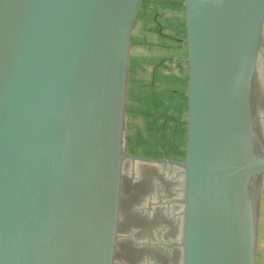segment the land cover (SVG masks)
I'll return each instance as SVG.
<instances>
[{"label": "water", "instance_id": "water-1", "mask_svg": "<svg viewBox=\"0 0 264 264\" xmlns=\"http://www.w3.org/2000/svg\"><path fill=\"white\" fill-rule=\"evenodd\" d=\"M142 0H0V264H115L126 161L183 170L182 264H256L264 0H184L183 159L124 148Z\"/></svg>", "mask_w": 264, "mask_h": 264}, {"label": "crops", "instance_id": "crops-1", "mask_svg": "<svg viewBox=\"0 0 264 264\" xmlns=\"http://www.w3.org/2000/svg\"><path fill=\"white\" fill-rule=\"evenodd\" d=\"M151 2L155 28L158 30L159 38L163 40L160 43L164 46L157 50L153 49V63L157 61L153 66V78L157 83L160 80L166 84L162 89L153 88V117L144 120L143 124L139 122V127L136 128L139 137L143 138V147L151 150H134L130 153L156 159L181 160L185 152L183 142L186 146V127L182 119L187 114L188 90L187 65L183 63L184 57L178 55L179 50L185 48L179 44L183 32L186 35L184 0ZM150 30L153 31L152 27ZM185 56L187 57V54ZM155 90H159L158 93L154 94ZM147 114L152 115V112L147 111ZM157 115L159 120L156 118ZM133 162L136 163L135 169L133 167L132 170L130 167L123 172L118 235L121 231L127 235L126 231L131 230L132 223H135L142 236L145 234L149 240L153 237V249L146 247V243L131 244L120 239L115 264H182L180 243L183 211L182 213L179 211L182 205L179 201L183 198V170L169 164ZM137 205L140 208L139 212L135 213ZM146 210L152 211L147 213ZM151 223L153 236L149 232L146 233Z\"/></svg>", "mask_w": 264, "mask_h": 264}, {"label": "rangeland", "instance_id": "rangeland-1", "mask_svg": "<svg viewBox=\"0 0 264 264\" xmlns=\"http://www.w3.org/2000/svg\"><path fill=\"white\" fill-rule=\"evenodd\" d=\"M150 27H152L153 31L150 30ZM185 37L186 35L183 32L182 37L179 39V44L182 46H184L183 38L185 39ZM160 41L163 40L159 38L158 30L155 28V15L153 14L152 2L151 0H142L133 31L129 63L126 130L124 136V148L129 153L134 150H151V148L143 147V138L141 136L139 137V133L136 131V128L139 127V122H142L143 124L144 120L153 117V88L159 89V87H161L162 89V87L166 84L164 81L160 80L157 83V81L155 82L153 78V66L157 62L153 63V49L157 50L159 47L164 48ZM184 49L179 50L178 55H181L185 59L187 51ZM183 63L184 65L186 64L184 61ZM177 71H179V73L181 72L180 70ZM158 91L159 90H155L154 94H156V92L158 93ZM147 111H151L152 115L147 114ZM144 116H146V119H144ZM156 118L159 120V115H157ZM255 120L264 138V33L255 86ZM184 127H186L185 123ZM184 147L185 145L183 142V148ZM130 167L132 170L133 167L135 169L136 163L133 161L132 163L130 161H126L124 170H127ZM134 179L135 176L133 180ZM139 208L140 206L138 205L135 207V213L139 212ZM146 211L149 213L152 210ZM179 211L182 213V205L179 207ZM180 216L182 221V214ZM155 228L156 225L154 226V229ZM138 229L139 227H135V223H132L131 230L126 231L127 235H125L124 231L120 232L118 235V241L121 239L122 242L124 240L130 242L131 244L146 243V247L153 249V237L149 240V237H146L145 234L142 236ZM149 229L151 230L149 231ZM149 229L146 233L148 234L149 232L151 236H153L152 223L149 224ZM256 264H264V177L262 178L260 184L259 236Z\"/></svg>", "mask_w": 264, "mask_h": 264}, {"label": "flooded vegetation", "instance_id": "flooded-vegetation-1", "mask_svg": "<svg viewBox=\"0 0 264 264\" xmlns=\"http://www.w3.org/2000/svg\"><path fill=\"white\" fill-rule=\"evenodd\" d=\"M187 67V66H186ZM188 73V72H187Z\"/></svg>", "mask_w": 264, "mask_h": 264}]
</instances>
